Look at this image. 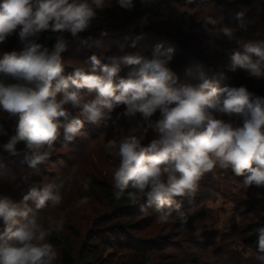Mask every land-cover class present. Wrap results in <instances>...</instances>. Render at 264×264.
I'll return each mask as SVG.
<instances>
[{"label":"clouds","instance_id":"1","mask_svg":"<svg viewBox=\"0 0 264 264\" xmlns=\"http://www.w3.org/2000/svg\"><path fill=\"white\" fill-rule=\"evenodd\" d=\"M111 0H2L0 2V43L18 30L23 44L20 51L0 57V110L18 117L15 135L2 146L18 155L16 145L24 141V160L31 167L46 162L56 151L54 142L61 130L66 141L81 135L84 121L113 125L120 119L112 112L124 105V117L135 119V126L107 141L106 150L119 163L111 170L114 198H127L133 205L146 198V206L155 205L158 224H174L181 229L187 223L188 211L174 201L176 196L194 195L205 174L219 168L231 169L244 176L248 188H264V97L256 96L244 86L220 88L217 82L201 77L198 86L178 84V77L168 67L173 49L157 46L151 58L139 53L108 56V63L92 55L88 66H77L64 75L62 53L67 49L63 33L73 37L88 30L97 18V10ZM120 7L131 9L133 0H117ZM244 13H237L243 27ZM206 22L215 24L208 17ZM58 33L53 48L31 39L43 31ZM221 31L229 38L233 29ZM106 35V33H102ZM86 42V41H85ZM135 47V42L132 45ZM229 70L243 69L250 77H264V40L243 42L230 57ZM121 66H139L127 78L114 77ZM101 68L104 75H97ZM12 81V82H8ZM87 90V92L83 91ZM95 92L94 98L88 94ZM62 97L58 98V94ZM220 93H226L221 102ZM79 109L78 116L68 120V108ZM159 112L160 118L153 120ZM213 113L242 118V126L219 119ZM64 117L65 121L59 118ZM159 133L147 146L142 141L149 131ZM0 133L4 132L0 125ZM68 179H71L70 177ZM33 186L19 202L0 196V264H55L58 252L48 237L62 231L63 218L46 217L47 227L36 210L56 208L62 203L66 180ZM89 180L81 181L85 190ZM88 202L81 199L77 207ZM143 207V206H142ZM166 209V210H165ZM30 213H32L30 215ZM22 218V219H18ZM255 260L264 264V227L259 229Z\"/></svg>","mask_w":264,"mask_h":264},{"label":"rangeland","instance_id":"2","mask_svg":"<svg viewBox=\"0 0 264 264\" xmlns=\"http://www.w3.org/2000/svg\"><path fill=\"white\" fill-rule=\"evenodd\" d=\"M133 3L132 8L146 4L153 11L134 18L132 8L124 9L117 0H111L109 6L97 10V18L88 30L77 37L63 33L67 49L61 55L68 75L77 66L87 67L92 55L101 64L108 63V56L139 53L151 58L159 45L162 51L173 49L168 67L178 77V84L198 86L204 77L217 82L220 88L244 86L254 95L264 97V77L257 79L243 69L231 71L228 67L230 55L240 50L243 42L264 40V0H133ZM240 12L244 13L243 27L237 19ZM208 17L216 23L206 22ZM224 26L233 29L231 38L221 31ZM260 26L262 33L257 31ZM14 35L13 47L0 43V57L5 52L22 50L18 30ZM138 67L121 66L114 81L127 78ZM96 74L104 75V72L98 68ZM95 95V92L88 94L89 98ZM60 97L62 93L58 94ZM225 98L226 93L218 95L221 102ZM125 107L120 105L113 110V120L120 117L115 125L112 121L107 126L84 121L81 135L72 141H66L61 130L54 142L56 151L35 167L24 160L27 148L13 156L0 147V196L19 202L33 186L56 183L58 177L66 180L58 207L36 210L35 202L28 201L33 212L43 218L45 227L48 215L64 220L63 230L48 237L58 252L55 264H60L64 239L76 264H191L193 261L195 264H259L254 257L259 229L264 227V188L254 185L246 188L242 184L244 176H236L231 169L216 168L205 174L194 195L173 197L189 213L180 231L179 221L158 224V210L155 205L146 206V198L126 209L114 208L111 170L119 161L105 145L119 135L117 127L127 132L140 119L139 115L135 119L124 117ZM68 112L67 119L71 120L78 116L79 109L69 106ZM213 114L234 127L243 124L242 118ZM159 118L157 112L152 119ZM0 119L6 132L0 133L2 146L16 130L18 117L10 118L0 110ZM59 119L65 121L64 117ZM158 137L156 130L149 129L142 144L147 146ZM89 179L91 182L85 190L81 181ZM84 197L88 202L77 207ZM3 228L0 220V234ZM91 253L93 258L86 260Z\"/></svg>","mask_w":264,"mask_h":264},{"label":"trees","instance_id":"3","mask_svg":"<svg viewBox=\"0 0 264 264\" xmlns=\"http://www.w3.org/2000/svg\"><path fill=\"white\" fill-rule=\"evenodd\" d=\"M153 11L152 8L148 7L146 4H140L134 8H132L131 13L132 16L134 18H140L146 14H151ZM264 23V21H263ZM264 27V25H263ZM260 26L259 30H257L259 33H262L261 30L262 28ZM58 35V33H53L50 30L49 31H43L41 33L38 34L37 37H35L34 40H36L37 43L42 44L45 47H48L49 49L53 48L55 43H56V36ZM6 44H8L10 47H13L15 45V35L14 33L9 36L6 41L4 42ZM64 75H68V71L67 69L64 67ZM8 82H12V81H8ZM0 125L3 126L4 129V125L2 120L0 119ZM13 135H15V131L13 132ZM12 135V136H13ZM27 148L26 143L24 141H20L17 143L16 145V149L17 152L20 153L22 151H24ZM114 208H118V209H123V208H127L128 206H130L131 202L125 197V198H121L119 200L114 198ZM116 227V226H114ZM60 255H61V261L60 264H76V262L73 260V258L71 257L70 254V250L68 247V241L66 239H64L63 244L60 248ZM94 255L93 253L87 255L85 258L86 260L92 259ZM100 260V259H99ZM191 264H195V261L191 262Z\"/></svg>","mask_w":264,"mask_h":264}]
</instances>
